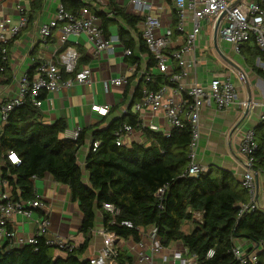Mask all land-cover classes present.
Masks as SVG:
<instances>
[{
	"label": "trees",
	"instance_id": "1",
	"mask_svg": "<svg viewBox=\"0 0 264 264\" xmlns=\"http://www.w3.org/2000/svg\"><path fill=\"white\" fill-rule=\"evenodd\" d=\"M85 1L62 0L61 5L66 12L76 13L85 7ZM28 2V22L31 23L42 1ZM109 10L116 19L96 13L104 34L107 36L108 28L117 22L123 24H118L116 34L122 47L130 52L125 62L138 67V54H146L145 68L149 71L156 62L137 29L142 18L128 15L111 3ZM7 44L0 45V75L3 78L0 84L11 81L7 59H3L5 55L1 53L2 48L9 46ZM79 51L78 68L87 65L89 60L82 50ZM239 53L247 63L260 54L253 39L245 42ZM253 69L264 78L263 71ZM135 74L126 80L124 95L135 81ZM168 83L163 75H153L149 81L143 77L137 80L126 113L105 127H101L104 121L93 127L83 169L77 164V154L85 144L88 130H81L76 139H64L61 135L66 130L65 122L42 124L38 121V108L28 101L7 114L0 131V182L7 186L8 200L29 210L27 203L38 198L31 180L50 175L54 182L68 189L71 201L77 203L82 215L78 233L83 241L76 248L67 243V247L61 249L48 245L46 234L35 235L34 244L21 247H11L8 241L0 239V264H90L89 259L79 257L89 246L97 214L102 218L103 231L114 233L122 240L138 242L141 229L154 227L163 247L180 242L189 254L196 256L197 264H237L227 252L233 239L246 238L262 244L256 251L255 264H264L263 212L258 209L239 215V206L248 202V196L247 191L235 183L232 173L208 169L195 177L187 176L184 172L188 165L190 127L173 129L169 137H165L142 129L138 115L131 112L130 105L141 99L143 90L156 91ZM124 126L140 128L145 143L117 146L116 134ZM254 141L258 148L253 169L264 172V122L254 129ZM95 142L98 145L92 151ZM10 152L19 158V165L10 163ZM158 189H164L159 198L156 196ZM104 204L112 205L117 214L112 216L105 211ZM35 212L36 217L43 216L40 209ZM194 213L200 214L199 220H195ZM122 221L131 222L132 228L121 226ZM186 223L191 225L188 233L182 230ZM55 251L65 255L54 256ZM209 251H213L211 257H207ZM110 261L133 264L128 252L120 248L115 250Z\"/></svg>",
	"mask_w": 264,
	"mask_h": 264
},
{
	"label": "crops",
	"instance_id": "2",
	"mask_svg": "<svg viewBox=\"0 0 264 264\" xmlns=\"http://www.w3.org/2000/svg\"><path fill=\"white\" fill-rule=\"evenodd\" d=\"M7 1L0 0V18H10L12 24H15L19 17V12L16 9V5L18 4L22 5L28 17L30 13L28 0H18V3L12 7L6 4ZM41 1V9L33 15L32 22L29 23L27 20L25 27L8 42L9 46L6 48V59L11 81L8 84H0V105L16 97L19 79L25 75H30L29 77H31L37 65L54 61L57 58L56 54L62 50L57 48L59 46L55 31L52 32L50 40L44 44H39L38 36L40 27L53 19L57 7L62 4V0ZM160 2L164 4L165 14L163 17V26H160L158 33H162L164 29H170L171 45L168 50H178L185 45L186 32L191 27L190 18L188 15L186 16L183 22L184 32H179L176 28L178 25V13L173 1L160 0ZM110 3L118 8L124 9L128 15L136 16L130 11L128 0H108L107 5L98 14H104L110 19H116L115 14L109 10ZM159 15L161 14L158 13L156 16ZM95 16L97 17L96 13ZM153 16L156 17L155 15ZM97 18L99 19V17ZM117 23L123 25L119 22ZM118 24L108 28V35L117 36ZM207 25L209 24L203 22L202 30L197 38L194 49L184 54L183 60L186 63L185 74L180 76L176 84H174V87L170 88V91L173 93L179 87L186 89L193 85L207 89L212 80L229 81L237 94L238 100L247 101L248 106L246 109L237 106L225 110H218L213 106L201 108L199 113V141L196 150V160L199 164L207 170L222 169L231 172L235 183L239 187H242L241 180L245 171V157L240 153L239 145L244 133L247 131H253L254 133V129L260 123V117L264 113V78L256 74L253 69L255 68L264 72V69H262L264 61L261 59V54H259L256 59L253 61L249 60L247 63L240 53H234L228 44L221 41L218 37V32L215 47L213 40L214 29L209 25L211 27L210 33L204 32L203 27ZM137 29L140 35H142V20L138 23ZM132 35L136 38L133 32ZM104 36L106 35L104 34ZM75 41L76 38H73L72 41L69 40L70 46L75 48L77 52L82 50L83 54L89 58L85 66H88L91 70L90 81L83 85L72 84L67 87L61 86L57 91L41 92L40 97L41 95L43 97H39L41 106L38 108L40 115L38 121L45 125H52L57 121H64L66 130L61 135L64 139H74L75 132L78 134L81 130H88L85 144L77 154V164L83 169L84 159L90 147V135L93 127L103 121L104 123L101 127H105L111 120L122 115L121 111L123 108L126 109L129 106L136 82L140 78L141 73L146 70L147 55L138 54L139 65L136 67L134 64H127L125 62L127 56L124 55V51L126 49L120 43L113 45L111 52H103L95 55L93 47L87 43L86 38L79 37L77 39V45L74 44ZM220 53L231 61L232 64L225 60ZM169 67L170 74L181 73L182 68L177 64L176 60L169 59ZM150 71L152 73L156 72L155 66ZM134 73H136L135 81L131 84V88L126 95H124L126 83L120 87H113L109 84L111 79L124 77L127 80ZM63 74H61V80L69 78V75ZM2 80L3 78L0 75V81ZM183 96L185 97L184 93ZM175 98H180V96L176 95ZM140 102L141 99L130 105L131 112L136 113L132 110L133 105ZM92 105L99 107L106 106L107 114L105 116L97 115L91 111ZM145 110L137 117L138 121L140 120V123L144 127L152 124L156 125L161 131L169 130L168 123H166L162 113L152 115L147 111L149 109ZM1 129L2 123L0 121V131ZM126 141L129 144L128 146L133 143H145L140 128L132 129V133ZM263 174L264 172H257L254 175L256 203L260 209H264ZM31 182L35 196L42 201L46 208L45 212L43 211V216H38L37 218L47 220L48 227L46 236L48 240L64 241L70 243L74 248L79 246L83 241L81 234L78 233L82 215L78 210L77 203L71 201L68 189L54 182L48 174H45L39 179L33 178ZM261 187L263 193L259 199ZM2 188L3 185L0 182V192ZM36 216L35 209H31V218L29 219L20 214L11 215L8 223L15 230L16 238H28L35 235L37 230V225L35 224ZM183 226L182 230L184 233H188L191 230L190 224L186 223ZM152 229L154 227L141 229L138 242H133L130 239H120L116 247L127 251L133 264H139L135 256L144 252V250L138 243L143 242L147 247L148 239L145 235ZM105 233L107 232H104L102 229V218L97 214L89 246L79 259H89L98 255L103 246V234ZM234 243L240 245L249 253H256L260 249L246 238H236ZM146 247L145 250L148 253ZM163 248V251L154 257L158 262L163 258H167L170 261L176 253L185 249L180 242L172 243L168 247ZM109 264L115 263L111 261Z\"/></svg>",
	"mask_w": 264,
	"mask_h": 264
},
{
	"label": "built area",
	"instance_id": "3",
	"mask_svg": "<svg viewBox=\"0 0 264 264\" xmlns=\"http://www.w3.org/2000/svg\"><path fill=\"white\" fill-rule=\"evenodd\" d=\"M154 0H128L130 11L142 18L143 31L141 39L145 43L149 53L155 59V71H143L140 78L143 77L149 81L153 75H163L168 78L169 83L162 86L156 91L143 90L141 102L133 105V111L138 114L137 117L145 110L149 109L152 115L162 113L166 123H168L169 130L161 131L156 125L149 124L144 127L140 123V127L152 132L161 133L165 137H169L170 131L173 129H182L185 126L190 127L191 140L188 153V165L185 174L190 177H195L200 173H204L207 169L199 164L196 160L197 146L199 141V113L201 108L213 106L218 110L229 109L237 106L246 109L248 103L246 100H238L237 94L229 81L212 80L207 89L193 85L189 88L179 87L171 93V89L178 81L181 75L185 74L186 63L183 60L185 53L194 49L197 38L199 37L203 22L211 25L214 29L218 19L222 18L218 23V37L224 43L228 44L232 51L239 53L242 45L253 39V42L261 54V59L264 61V0H172L174 7L178 13L179 32H184L183 22L188 15L190 18L191 27L186 32L185 45L178 50H168L171 45V31L164 29L160 36L153 37L152 31L154 29L160 30V21L157 17L152 15ZM108 0H88L85 7H82L76 13L66 12L61 5L56 9V13L47 24L42 25L38 31L39 44L47 43L55 31L58 39L57 48L62 49L57 58L51 62L40 63L36 66L35 72L30 75H25L19 79L18 93L15 98L8 100L0 105V121L2 126L6 122L7 114L14 108L19 107L25 101L33 104L39 108L41 106L40 93L57 91L61 86H71L72 84L83 85L90 81L91 70L88 66H81L78 68L79 54L75 48L69 44V38H76L75 45L78 44L77 39L84 36L87 43L93 49L94 54L99 55L103 52H111L113 45L119 43L116 35L104 36L100 27L99 19L95 16L107 5ZM19 12L18 20L12 24L10 18H0V45H5L15 37L27 23V13L24 11L22 5H16ZM98 24L95 25L94 22ZM1 53L6 59V48H2ZM124 55H130L129 51H124ZM169 59H174L182 68L180 74L169 73ZM264 69V64L262 65ZM2 69H0L1 73ZM69 75L66 80H61V74ZM126 83L124 77L114 78L109 81L113 87H120ZM171 93V94H170ZM185 94V97L183 96ZM179 95L180 98H175ZM91 111L99 116L107 114V107H99L97 105L91 106ZM146 111V110H145ZM122 114L126 113L123 108ZM260 122H264V113L260 117ZM132 129L130 126H124L116 134L115 143L117 146H128L126 139L131 135ZM141 131V129H140ZM77 137V132L74 133V139ZM98 143L92 145V151L95 150ZM240 153L245 157L244 168L245 171L242 176L241 186L247 191L249 202L239 206V215L245 212H252L260 209L256 203V184L254 175L257 171L253 169L254 154L257 150V143L254 141L253 131H247L242 136L240 145ZM8 160L13 165H19V158L13 153H8ZM264 175V174H263ZM3 190L0 192V239L8 241L11 247H21L25 244H34L35 235L41 236L47 234L48 222L46 219L37 218L35 224L37 230L33 237L16 238L15 230L10 227L9 220L11 215L20 214L25 218H31V209L46 210L42 201L36 200L27 203L29 210H26L24 205L20 203H11L8 200V189L5 183L2 182ZM164 189H158L156 196L159 198L163 194ZM103 209L112 216L117 214V210L110 204H104ZM264 215V209H260ZM195 220L200 219L199 213H194ZM121 226L131 229L132 223L129 221H122ZM145 237L148 239L147 247L143 242L138 243L144 252L135 256L139 264H197L196 256L188 254L187 251L181 250L176 253L172 260L163 258L160 262L154 257L163 251L160 238L156 233V229L150 230ZM118 239L114 233L107 232L103 234V246L98 255L89 258L90 264H109L110 258L115 255V250L118 248ZM231 241L232 245L228 250V254L233 258L237 264H255L257 262V254L246 252L240 245ZM47 244L50 246H57L61 249L67 247V242L49 240ZM259 247L262 244L252 243ZM145 247L148 250L146 253ZM213 251H209L207 257H211Z\"/></svg>",
	"mask_w": 264,
	"mask_h": 264
},
{
	"label": "rangeland",
	"instance_id": "4",
	"mask_svg": "<svg viewBox=\"0 0 264 264\" xmlns=\"http://www.w3.org/2000/svg\"><path fill=\"white\" fill-rule=\"evenodd\" d=\"M17 3H18V0H8L6 4L9 5L10 7H12V6H14L15 4H17ZM165 6H166V4H165ZM155 12H156V13H155ZM158 13H160L161 15L156 16ZM164 14H165V12H164V4H163L162 2H160V0H159V2H158V0H154V1H153L152 15H155V16L158 18V20L160 21V26H163L162 23H163V17H164ZM94 24L97 25L98 22L95 21ZM203 29H204V32H208V33H210V31H211V27H210L209 25L203 27ZM152 34H153V37H154V38H157V37L160 36V33H158V30H157V29H154V30L152 31ZM82 38H84L83 35H82ZM69 40L72 41L73 38L70 37ZM259 192H260V195H259V199H260V198H261L260 196H261V194L263 193V189H262V187L260 188V191H259ZM183 227H184V226H183ZM123 243H124V242H123ZM124 244H125V243H124ZM53 254H54V256H60V257L63 256V253H62V252H59V251H55Z\"/></svg>",
	"mask_w": 264,
	"mask_h": 264
},
{
	"label": "water",
	"instance_id": "5",
	"mask_svg": "<svg viewBox=\"0 0 264 264\" xmlns=\"http://www.w3.org/2000/svg\"><path fill=\"white\" fill-rule=\"evenodd\" d=\"M238 1H239V0L235 1L234 4H236ZM222 16H223V15H221V16L219 17L218 22H217V24H216V26H215V28H214V31H213V40H214V43H215V44H214L215 47H216V39H217L218 23H219L220 19L222 18ZM216 49H217V48H216ZM220 55H221V53H220ZM221 56H222V55H221ZM222 57H224V56H222ZM224 59L227 60L230 64H232L231 61H229L227 58L224 57Z\"/></svg>",
	"mask_w": 264,
	"mask_h": 264
}]
</instances>
